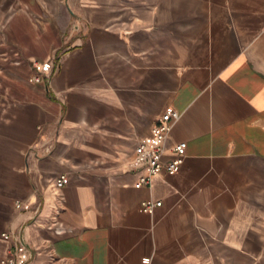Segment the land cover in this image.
I'll list each match as a JSON object with an SVG mask.
<instances>
[{"label":"crops","instance_id":"obj_1","mask_svg":"<svg viewBox=\"0 0 264 264\" xmlns=\"http://www.w3.org/2000/svg\"><path fill=\"white\" fill-rule=\"evenodd\" d=\"M168 108L182 163L136 188ZM14 235L28 264H264V0H0V261Z\"/></svg>","mask_w":264,"mask_h":264},{"label":"built area","instance_id":"obj_2","mask_svg":"<svg viewBox=\"0 0 264 264\" xmlns=\"http://www.w3.org/2000/svg\"><path fill=\"white\" fill-rule=\"evenodd\" d=\"M33 68L39 70L40 65L33 61ZM34 81L39 80V76H33ZM180 117V113L165 109L156 119L150 128V134L147 138L138 141L134 148L132 158L128 161V167L133 170L144 169V173L139 176L135 187L142 186L151 188L152 177L161 171L167 173H175L182 163L185 146L183 142L175 144L170 150L175 154L171 159L165 160L164 155L167 151L166 143L168 136ZM50 145L46 146L49 151ZM68 178L64 173L59 174L55 180L56 188L63 187ZM160 201H155L151 196L141 201V209L151 214L155 207L160 206ZM12 235V233L4 232L2 236ZM15 244L8 250L7 255L1 259V264H28L31 259L32 249L28 246L24 239L14 235Z\"/></svg>","mask_w":264,"mask_h":264}]
</instances>
